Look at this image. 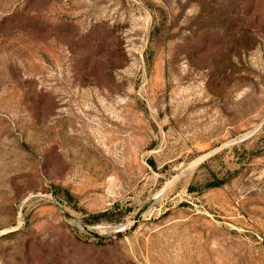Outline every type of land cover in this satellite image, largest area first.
Segmentation results:
<instances>
[{
	"label": "rangeland",
	"instance_id": "obj_1",
	"mask_svg": "<svg viewBox=\"0 0 264 264\" xmlns=\"http://www.w3.org/2000/svg\"><path fill=\"white\" fill-rule=\"evenodd\" d=\"M0 264H264V0H0Z\"/></svg>",
	"mask_w": 264,
	"mask_h": 264
}]
</instances>
